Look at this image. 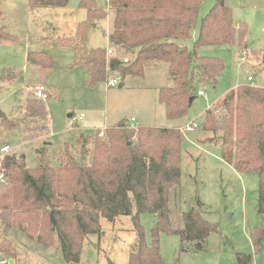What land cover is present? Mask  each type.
Listing matches in <instances>:
<instances>
[{
  "label": "trees",
  "instance_id": "obj_1",
  "mask_svg": "<svg viewBox=\"0 0 264 264\" xmlns=\"http://www.w3.org/2000/svg\"><path fill=\"white\" fill-rule=\"evenodd\" d=\"M206 0H109L113 15L109 41L112 47L131 56L107 58L106 49L85 52L87 21L78 26L77 58L89 74V86L107 82L111 73L144 77L153 63H165L171 85L161 88L158 98L166 117L187 116L196 98L197 86H216L225 64L219 58L201 57L203 46L241 45L247 28L235 26L232 9L217 4L203 19L194 49L191 40L199 11ZM31 7H67L70 0H28ZM88 19H104L107 12L96 0H83ZM11 36L0 29V41ZM30 57L32 56L29 55ZM200 90H198L199 92ZM193 102L190 103V100ZM222 115L208 109L202 130L218 137L222 160L240 173H256L259 178L258 213L264 216V88L245 85L230 90L218 105ZM26 113L45 118L41 101L29 99ZM103 133L104 137H101ZM178 128H131L121 123L86 140L93 148L84 150L89 163L73 158L59 160L45 149L36 152L35 166L24 156L6 155L0 163V223L15 228L45 247L59 244L67 264H79L84 240L102 231L100 219L114 222L132 216L136 239L130 246L126 264H165L160 252V235H177L181 251H203L218 224L191 208L173 220V204L178 202L182 177V143ZM50 155V156H49ZM59 159V158H58ZM142 213L155 217L150 240L139 222ZM262 239L256 234L255 244ZM0 252L17 264L18 251L9 239L0 243ZM239 264H249L251 256L238 255ZM115 264V263H110Z\"/></svg>",
  "mask_w": 264,
  "mask_h": 264
},
{
  "label": "rangeland",
  "instance_id": "obj_2",
  "mask_svg": "<svg viewBox=\"0 0 264 264\" xmlns=\"http://www.w3.org/2000/svg\"><path fill=\"white\" fill-rule=\"evenodd\" d=\"M82 1L70 0L67 7L52 8L31 7L28 0H0V29L11 36L0 41V112L5 115L0 118V163L6 155L24 156L27 166L33 167L36 152L42 148L59 161L73 158L89 163L84 150L93 145L86 140L121 123L131 126L132 119L134 129L183 131L197 124L194 131H183L181 194L172 205L173 220L180 225L182 213L197 208L206 220L219 225L218 231L211 233L203 251L182 252L179 236L161 234L160 252L165 264H239V254L251 256L249 264H264L258 175L240 173L225 163L220 134L202 130L205 112L213 109L220 117L223 111L218 105L230 90L245 85L264 88V0H206L202 4L192 38L184 43L190 51L203 19L222 1L232 9L235 24L247 28V35L241 45L203 46L197 50L201 57L221 59L225 69L216 86L202 83L196 87L192 107L178 120L166 117L158 98L159 90L171 85L165 63L154 68L149 65L144 77L128 76L124 81L111 73L110 77L118 79L123 87H108L106 82L88 85L87 69L77 58L76 43L82 46L77 38L80 23L87 21L85 52L111 49L109 58H132L110 44L113 15L109 13V0H96L98 8L108 14L104 19H88ZM35 90L46 92L48 99H38ZM198 90L204 96H198ZM29 99L45 104V118L26 113ZM3 146L10 147L8 154L2 153ZM154 221L152 213L139 216L148 241ZM100 225L101 233L84 240L79 264H126L136 239L133 217L121 216L114 222L101 218ZM256 234L262 239L259 245L255 244ZM4 239L17 248V264H67L59 244L45 247L0 223V243Z\"/></svg>",
  "mask_w": 264,
  "mask_h": 264
},
{
  "label": "built area",
  "instance_id": "obj_3",
  "mask_svg": "<svg viewBox=\"0 0 264 264\" xmlns=\"http://www.w3.org/2000/svg\"><path fill=\"white\" fill-rule=\"evenodd\" d=\"M111 55H113V50H111V49L107 50V58L108 59H109V56H111ZM124 61L128 62L129 59H125ZM249 81L253 82V79L250 77ZM106 83H107L108 87H112V88L118 87L120 85V81L118 79H116V78H111L110 75H109ZM35 95L40 100L48 99L47 93L42 91V90H35ZM198 96H204V92L203 91H199L198 92ZM81 118H82V116H81ZM134 122H135V120L132 119L131 120V124H130L131 128H132V125H133ZM196 128H198V125L197 124H193L192 126H186L183 129V131L192 132ZM1 151H2L3 154H8L9 151H10V147L9 146H3ZM4 181H5V175H4V173H1L0 174V182L3 183ZM0 264H15V262L11 258L5 256L2 252H0Z\"/></svg>",
  "mask_w": 264,
  "mask_h": 264
},
{
  "label": "crops",
  "instance_id": "obj_4",
  "mask_svg": "<svg viewBox=\"0 0 264 264\" xmlns=\"http://www.w3.org/2000/svg\"><path fill=\"white\" fill-rule=\"evenodd\" d=\"M112 56V55H111ZM123 59H128V57H125V58H123ZM161 64H163V63H153V64H151V68H154L153 66H159V65H161ZM163 65H166V64H163ZM167 66V65H166ZM200 91H202V90H200ZM197 95H198V93H197ZM219 102V101H218ZM217 102V103H218ZM72 116V115H71ZM194 131V130H193Z\"/></svg>",
  "mask_w": 264,
  "mask_h": 264
},
{
  "label": "water",
  "instance_id": "obj_5",
  "mask_svg": "<svg viewBox=\"0 0 264 264\" xmlns=\"http://www.w3.org/2000/svg\"><path fill=\"white\" fill-rule=\"evenodd\" d=\"M221 4L223 5V4H224V2L222 1V3H221ZM235 25L237 26V25H238V23H236ZM120 87H123V84H122V83L120 84ZM192 102H193V99H191V100H190V103H192ZM0 118H5V115H3L1 112H0Z\"/></svg>",
  "mask_w": 264,
  "mask_h": 264
}]
</instances>
